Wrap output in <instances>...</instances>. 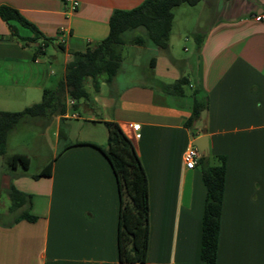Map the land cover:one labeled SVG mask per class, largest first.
Returning a JSON list of instances; mask_svg holds the SVG:
<instances>
[{
	"label": "crops",
	"instance_id": "obj_1",
	"mask_svg": "<svg viewBox=\"0 0 264 264\" xmlns=\"http://www.w3.org/2000/svg\"><path fill=\"white\" fill-rule=\"evenodd\" d=\"M77 1V11L70 13L64 0H0V6L18 10L54 40L44 55L35 57L38 43L24 46L12 38L0 17V103L23 100L11 89L37 97L55 90L68 63L109 35L113 13L132 10L145 0ZM185 7L173 11L193 14L184 21L194 38L192 57L177 55L173 13L167 49L129 40L117 48L121 67L111 83L101 76L95 91L93 81L86 80L89 96L83 117L67 114L78 104L69 98L64 115L48 114L57 121V144L64 126L69 141L63 148L69 147L34 174L14 172L10 184L32 196L30 214L37 219H18L21 210L11 212L10 206L1 212L0 264H121L118 182L108 159L92 145L107 146L105 122L119 124L147 174L146 264H205L200 250L207 189L199 163L189 169L183 160L193 141L204 135L209 138L208 154L226 157L216 264H264V21L254 19L264 14V0H202ZM61 28L66 31L64 43ZM18 29L22 37L32 36L28 29ZM142 55H147L144 62H137ZM165 86L175 93L165 92ZM195 90L196 98L207 101V109L189 129L185 122ZM136 124L141 125L139 137L131 128ZM82 129L86 137L79 138ZM51 162L49 176L34 178Z\"/></svg>",
	"mask_w": 264,
	"mask_h": 264
},
{
	"label": "trees",
	"instance_id": "obj_2",
	"mask_svg": "<svg viewBox=\"0 0 264 264\" xmlns=\"http://www.w3.org/2000/svg\"><path fill=\"white\" fill-rule=\"evenodd\" d=\"M202 0H145L132 10H117L109 23V35L96 47L78 54V59L68 63L65 78L58 83L55 90H45L42 101L24 108L18 112L0 111V157L5 156L8 133L25 117H44L57 113L64 115L67 111L66 98L78 102L86 99L89 94L86 80L91 79L95 91L99 90L98 78L105 76L111 83L121 67V56L118 47L127 43L129 32L143 29L145 36H136L130 40L132 44L144 45L147 41L162 49L168 48L173 24V9L181 4L195 6ZM0 17L8 25L10 35L27 46L29 42L38 43L35 47V57L44 55L45 47L54 40L45 38L38 28L25 19L18 10L9 6H0ZM18 26L28 29L32 36L22 37ZM180 80L181 85H185ZM165 92L175 93L168 87ZM198 90L194 91V102L191 117L185 122V127L191 129L199 121L207 109L205 99L196 98ZM108 138L107 146L92 144L108 159L116 176L120 192L119 214V257L121 264H146L150 239V205L149 184L143 163L133 142L126 136L116 122H105ZM69 147V146H68ZM68 147L63 148L62 153ZM212 162H216L213 163ZM30 159L25 154L14 153L9 157L8 167L11 171L18 168L28 170ZM199 165L202 168V180L207 189L202 219V237L200 257L205 264H216L221 226L223 193L226 177L225 156H200ZM52 162L49 163L34 178L49 176ZM11 205L9 210H21L18 219L29 222L37 217L30 214L32 196L18 190L13 184L7 187Z\"/></svg>",
	"mask_w": 264,
	"mask_h": 264
},
{
	"label": "rangeland",
	"instance_id": "obj_3",
	"mask_svg": "<svg viewBox=\"0 0 264 264\" xmlns=\"http://www.w3.org/2000/svg\"><path fill=\"white\" fill-rule=\"evenodd\" d=\"M185 6V8H191L190 5L186 3ZM198 8L199 7H197V9L195 10H198ZM173 13L175 14L173 40L178 43L177 55L178 57H180V59L190 58L194 53L192 47V44L194 43V38L191 33L186 32L190 27L189 24L187 25V21L186 23L184 21L186 19L190 21L193 18V14L187 17V15H184L182 11H177L176 9L173 11ZM139 35H144V30L129 32L126 35V40H132V38ZM186 38L189 39V42L186 41ZM185 49L189 51L186 52ZM53 52V49L49 48L48 54L51 55L53 54ZM124 55L126 63H130L131 60L128 57V52L125 51ZM146 57L147 55H142L140 57V60L139 58L136 60L139 63H143ZM54 65L57 66L56 63H54ZM59 77V73L56 74V83H58L60 79ZM118 82L122 81L119 80ZM186 89L190 90L188 86H186ZM9 91L10 93H12V95L17 96V98H21L23 100L19 99V102H9V104L7 105H3L2 103H0V109H6L7 111L5 112L22 111L28 106L41 102L43 98L42 94L37 97L32 93H26L22 89H11ZM77 103L78 104L76 107L73 108L72 105L69 107V110L67 112L69 116H71L73 113H76L77 115H80V117H83L84 113L82 112V108L83 104H85V99H81ZM62 121L66 120L63 119ZM66 122L74 123L75 121ZM77 122L79 124H85V122H83L82 120H79ZM56 129L57 121L54 117H51V115H47L46 118L25 117L17 124V126L13 130L8 133L6 154L5 156L0 157V214L1 212L5 211V209L8 208L11 203L8 195L6 194V191L13 175H15L14 172L16 170L11 171L9 169V157L14 153L27 155L31 161L30 168L28 170H23L20 167L17 169V171L29 172L30 174L36 173L46 162L51 161L53 157L62 150L63 145L67 141H69L67 139V133L64 131V126H62L61 140L58 145L55 136ZM76 135L79 138H83L84 136L86 137V133L83 129L81 131L79 130ZM213 163L216 162H212V164ZM15 213L13 214V216H15ZM0 217H3V215H0ZM11 218L12 217H9V219Z\"/></svg>",
	"mask_w": 264,
	"mask_h": 264
},
{
	"label": "built area",
	"instance_id": "obj_4",
	"mask_svg": "<svg viewBox=\"0 0 264 264\" xmlns=\"http://www.w3.org/2000/svg\"><path fill=\"white\" fill-rule=\"evenodd\" d=\"M65 4L67 5V11L68 12H75L77 11L78 7H79V2L77 0H64ZM255 20L257 21H264V14H259V15H255L254 17ZM65 29L61 28L60 30V37H61V41L60 43H64V36H65ZM135 137H139L140 136V131H141V125H132L131 126ZM200 153L199 150L195 147V146H190L185 152H184V156H183V160L185 163V166L189 169H193L197 166L199 158H200Z\"/></svg>",
	"mask_w": 264,
	"mask_h": 264
},
{
	"label": "water",
	"instance_id": "obj_5",
	"mask_svg": "<svg viewBox=\"0 0 264 264\" xmlns=\"http://www.w3.org/2000/svg\"><path fill=\"white\" fill-rule=\"evenodd\" d=\"M193 146H195L198 150L201 156L207 155L209 151V138L208 136L204 135L199 138H196L193 141Z\"/></svg>",
	"mask_w": 264,
	"mask_h": 264
}]
</instances>
